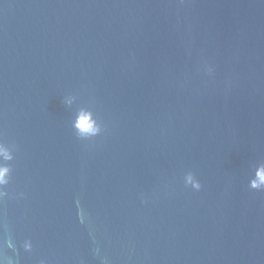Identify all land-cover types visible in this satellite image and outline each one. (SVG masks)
Masks as SVG:
<instances>
[{
    "label": "water",
    "instance_id": "1",
    "mask_svg": "<svg viewBox=\"0 0 264 264\" xmlns=\"http://www.w3.org/2000/svg\"><path fill=\"white\" fill-rule=\"evenodd\" d=\"M0 141L17 264H264V0H0Z\"/></svg>",
    "mask_w": 264,
    "mask_h": 264
},
{
    "label": "clouds",
    "instance_id": "2",
    "mask_svg": "<svg viewBox=\"0 0 264 264\" xmlns=\"http://www.w3.org/2000/svg\"><path fill=\"white\" fill-rule=\"evenodd\" d=\"M210 68L207 72H211ZM71 127L73 128L77 138L87 140L98 136L101 133V125L95 119L92 118L91 113H86L83 110L77 112L75 119L72 121ZM13 159L12 151L9 146L0 141V200L6 196L4 188L8 185L10 180L11 168L8 161ZM184 185L190 186L193 190L199 191L201 188L200 182L189 172L183 178ZM248 187L254 190H264V166L258 167L253 176L248 180ZM77 209L78 221L83 224L85 223V213L80 207L79 200L74 201ZM25 251H29L32 248V244L29 240H25L23 243ZM7 248L15 252V247L10 236H6L3 243L0 244V264H17L12 257L4 254L3 249ZM99 249H93V255L99 256ZM100 264H109L106 257L99 256ZM43 264V262H41Z\"/></svg>",
    "mask_w": 264,
    "mask_h": 264
}]
</instances>
